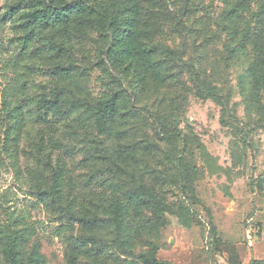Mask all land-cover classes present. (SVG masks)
<instances>
[{"label": "rangeland", "instance_id": "1", "mask_svg": "<svg viewBox=\"0 0 264 264\" xmlns=\"http://www.w3.org/2000/svg\"><path fill=\"white\" fill-rule=\"evenodd\" d=\"M45 1L0 0V264L10 241L18 264H264V88H250L253 45L228 57L230 3ZM72 1L117 12L122 27L135 11L136 44L159 47L161 78L145 81L126 56L103 61L109 39L77 15L31 32L29 12ZM199 86H215L226 112ZM116 92V123L98 124ZM57 170L62 203L43 195ZM131 192L147 197L134 231L84 223L115 219Z\"/></svg>", "mask_w": 264, "mask_h": 264}, {"label": "trees", "instance_id": "2", "mask_svg": "<svg viewBox=\"0 0 264 264\" xmlns=\"http://www.w3.org/2000/svg\"><path fill=\"white\" fill-rule=\"evenodd\" d=\"M46 4L45 0H39ZM253 0H224V3L230 5L223 11L222 31H225L226 36V51L230 60H236L240 55H246L249 46L253 45V60L248 64V75L250 88L261 86L264 88V2L261 3L254 11L246 12L248 19H244L240 12L245 3ZM83 1H72L65 5H46L45 9L32 10L27 14L26 22L31 28V32L40 31L43 28L55 26L66 27L69 24L71 14L77 15L79 19L87 21V23H96V28L100 32L102 41L109 39L108 48L101 50L103 61L113 60L120 57H129L136 65H139V71L145 81L150 77L161 78L162 66L159 63L158 46L149 45L147 43L136 44V17L135 11L128 18L124 27L121 25L120 15L117 12L104 13L97 18L94 16V11H91ZM95 17V20H93ZM93 24V23H92ZM172 54V59L175 58V53L171 50H165ZM205 88L198 90L200 95H207L212 101L221 107L222 113L226 112V104L222 97L219 96L215 86H199ZM121 98L119 92L115 96L102 103L99 108V120L103 126H111L116 123L113 117L119 113L118 99ZM55 107V105H52ZM51 108V107H50ZM49 109V108H48ZM123 115V113H120ZM117 120V118H116ZM223 122V120H222ZM93 143H97V138L92 139ZM100 152V150H99ZM102 153V152H101ZM97 154V157L104 159L106 155ZM59 172L53 173V181L49 188L44 190V199L53 197L58 203L63 201V186L59 182ZM147 202V197L137 193H128L126 200H121L114 206L115 219H92L85 220L84 223L91 228L97 230L114 227L119 230L131 229L134 219L130 218L132 213L139 210L142 205ZM130 218V219H129ZM149 221L143 220L140 227L150 226ZM1 239V236H0ZM13 241H10L3 252V256L7 264H18L17 252L15 251ZM105 247V245H104ZM260 263L261 260H255ZM255 263V262H254ZM145 264H168L157 261L156 259H146ZM253 264V263H252Z\"/></svg>", "mask_w": 264, "mask_h": 264}]
</instances>
